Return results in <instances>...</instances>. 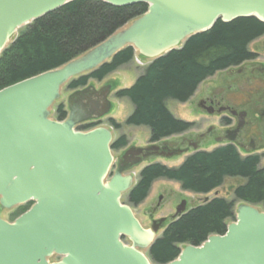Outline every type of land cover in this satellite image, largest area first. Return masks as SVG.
Returning a JSON list of instances; mask_svg holds the SVG:
<instances>
[{
  "label": "water",
  "instance_id": "water-1",
  "mask_svg": "<svg viewBox=\"0 0 264 264\" xmlns=\"http://www.w3.org/2000/svg\"><path fill=\"white\" fill-rule=\"evenodd\" d=\"M73 0H0V53L17 31ZM147 10L63 65L0 89V205L32 202L12 222L0 218V264H153L148 253L166 218L144 227L123 194L134 185L127 172L153 154L156 144L112 153V130L75 126L97 118L70 110L63 120L50 109L63 85L96 69L127 46L154 60L220 20L254 17L264 23V0H101ZM103 115L109 111V102ZM100 107V106H99ZM133 155L127 165L122 159ZM182 201L172 218L184 213ZM127 239V243L123 240ZM167 264H264V209L236 207L223 234L184 245Z\"/></svg>",
  "mask_w": 264,
  "mask_h": 264
},
{
  "label": "trees",
  "instance_id": "trees-1",
  "mask_svg": "<svg viewBox=\"0 0 264 264\" xmlns=\"http://www.w3.org/2000/svg\"><path fill=\"white\" fill-rule=\"evenodd\" d=\"M146 10L145 3L113 6L101 0H73L34 20L20 28L13 42L0 53V89L63 65ZM263 35L264 23L254 17L227 23L218 20L210 30L189 37L180 48L152 60L131 86L115 93L133 106L125 123L148 127L150 142L187 131L193 123L175 118L166 101L186 102L209 77L254 59L248 46ZM134 54L131 46L123 48L96 69L71 79L68 88L84 87L90 79L102 80L129 63ZM62 107L57 108L59 120L66 116ZM126 145L123 135L111 147ZM259 162V155L241 156L233 146L224 145L211 151H195L177 167L151 163L140 170L127 200L135 206L140 204L152 183L161 178L178 182L183 190L207 194L225 178L236 177L244 182L234 189L235 199L264 206V167H259ZM234 219L232 201L222 197L207 199L168 222L148 255L154 264H167L184 245H200L210 234L225 233L228 221Z\"/></svg>",
  "mask_w": 264,
  "mask_h": 264
},
{
  "label": "rangeland",
  "instance_id": "rangeland-1",
  "mask_svg": "<svg viewBox=\"0 0 264 264\" xmlns=\"http://www.w3.org/2000/svg\"><path fill=\"white\" fill-rule=\"evenodd\" d=\"M20 30V29H19ZM249 50L254 52L255 54V64H262L264 62V35L252 41L249 46ZM150 60H146L144 62H137L135 56L134 58L127 64L119 67L117 70L113 71L109 75H107L103 80L96 81L90 80L88 82L89 88L93 86L94 89H98L102 86L108 85V102L110 104L109 115L114 119L117 123V130L113 131V140L120 135H124L127 139L128 146H144L149 143L150 139V131L146 126H133L127 125L125 123L127 117L131 114L133 110V106L127 98H118L115 96V92L119 89L129 87L133 84L135 79L140 75L143 69L146 67ZM252 64V63H249ZM225 72H218L213 76L209 77L207 80L202 82L196 89L194 95L186 102H177L174 100H167L166 107L169 112L177 119L183 120L186 122H192V128L188 129L186 132L182 133L181 136L177 137H169L164 139L166 143L172 147L174 150L175 147L180 146L181 138H186L188 141L193 142V144L197 143V148L193 149L188 146V153L175 155L172 157H162L157 155H151L145 158V161L136 164L134 170L135 181L138 180V175L140 169H142L145 165L149 163H160L162 165L168 167H177L179 166L185 157L195 150L198 151H211L216 144V137L220 134V118L217 115H208L198 108L196 102L198 98L207 91L210 87V84H213L219 80L221 76H224ZM83 90V89H82ZM102 94V93H101ZM72 95L68 90V83L63 85L60 91L59 98L54 102L50 109V117L52 119H57V108L61 105L62 109L67 113L70 110H74L70 106L73 104L68 102L69 97ZM75 111V110H74ZM107 113V112H106ZM105 116L101 123L98 124L100 126L109 127V124L106 121ZM91 124L89 121L83 122L78 125V130L85 131L91 127L88 125ZM84 126H88L84 128ZM213 128V130L209 133V129ZM199 137V141H194ZM160 144V143H159ZM166 144V145H167ZM182 149H185L186 144H182ZM187 148V147H186ZM112 153L114 156L118 157L120 155V151L117 149H112ZM259 167H264V150L263 155L260 156ZM114 170V169H112ZM244 179L242 178H231L227 177L224 179L223 183L216 189L212 190L207 194H197L190 191L183 190L180 184L176 181L167 180V179H157L155 180L147 197L138 205H132L128 202L126 194H123L121 197V202L125 204H129L137 218L141 221L144 227H149L152 219H157L158 217L167 218L165 224H167L172 215L174 214L176 207L182 202H185V211L199 205L204 202L206 199H211L213 197H222L228 201H232L234 205V213L237 205L240 201H237L234 197V189L242 184ZM32 204V203H31ZM28 202L25 204L13 206L11 208H2L0 209V216L7 219L12 220L16 218L21 211L26 210L28 208ZM257 207L260 210H263L264 206L259 204ZM234 220H229V222ZM163 231V227H160L157 235L159 236ZM127 243V239L123 240ZM147 254V251L144 250Z\"/></svg>",
  "mask_w": 264,
  "mask_h": 264
},
{
  "label": "flooded vegetation",
  "instance_id": "flooded-vegetation-1",
  "mask_svg": "<svg viewBox=\"0 0 264 264\" xmlns=\"http://www.w3.org/2000/svg\"><path fill=\"white\" fill-rule=\"evenodd\" d=\"M254 60L255 58L242 62L238 66L230 67L224 71H221L225 72L224 76H221L217 82L210 84V87L207 89V91L203 93L196 102L198 108L203 112L208 115H217L220 118V134L216 137V144L214 145L213 149L224 145H231L237 149L241 156L263 155L264 62L262 64H255ZM87 86L88 85L77 89L68 88L70 93H72L68 99L69 105L70 102L73 103L70 107L73 108L76 113L82 115L91 114L92 109L96 108L97 111H95V116H97V118L91 119L89 122L100 124L102 119L107 116V123L113 129V131H116L117 127L115 124L117 123L114 121V119L110 117L109 113L105 115L102 114L106 109L105 105L107 104L108 100V85L102 86L98 89H94L93 86H90L86 89ZM80 124L81 123L77 124L76 128H78V125ZM212 130L213 128L211 127L209 129V133ZM182 133L175 134L170 137L181 136ZM121 136L123 135L116 137L115 140L119 139ZM197 140L199 141V137H197L194 143ZM153 143L157 144L163 152L168 151V149H173L166 143L164 139ZM181 143L186 144L187 148L185 147V149H182L183 145L180 144V146L175 147V149L178 150L177 153L172 156L188 153V146L193 149L197 148V143L193 144V142L188 141L186 138H181ZM126 146H128V143ZM123 148H119L117 150L121 152ZM156 155L167 157L161 154ZM140 156L142 158V155ZM131 158L135 157L133 155H129L125 159H122L125 161L123 164L127 165L129 162L126 160ZM116 166L117 160L115 168ZM2 208L5 207L0 205V209ZM0 218L9 222L15 219L7 220L1 216Z\"/></svg>",
  "mask_w": 264,
  "mask_h": 264
}]
</instances>
